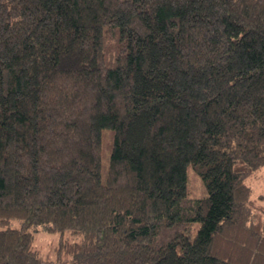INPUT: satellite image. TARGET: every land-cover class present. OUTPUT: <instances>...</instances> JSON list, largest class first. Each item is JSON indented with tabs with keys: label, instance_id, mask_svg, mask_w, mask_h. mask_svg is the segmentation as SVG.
Instances as JSON below:
<instances>
[{
	"label": "trees",
	"instance_id": "obj_1",
	"mask_svg": "<svg viewBox=\"0 0 264 264\" xmlns=\"http://www.w3.org/2000/svg\"><path fill=\"white\" fill-rule=\"evenodd\" d=\"M263 166L264 0H0V264H264Z\"/></svg>",
	"mask_w": 264,
	"mask_h": 264
},
{
	"label": "rangeland",
	"instance_id": "obj_2",
	"mask_svg": "<svg viewBox=\"0 0 264 264\" xmlns=\"http://www.w3.org/2000/svg\"><path fill=\"white\" fill-rule=\"evenodd\" d=\"M110 131L108 129H104L103 131V165L104 170L108 165L109 153H110ZM264 167V166H263ZM187 182H188V192L185 199L191 200L195 198H199L205 196L207 194V190L205 184L200 177V175L196 172L192 164H189L187 167ZM248 182L253 187V196L256 197L260 193H264V168L259 171L256 175L250 177ZM59 239V233L57 232H48L42 229L36 231V240L35 245L39 250L44 254V256H48L53 258L55 246Z\"/></svg>",
	"mask_w": 264,
	"mask_h": 264
}]
</instances>
